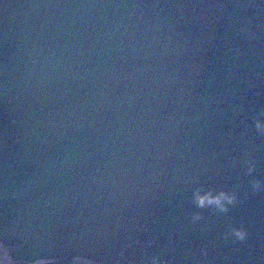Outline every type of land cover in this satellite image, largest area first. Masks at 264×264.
<instances>
[{"label":"water","instance_id":"obj_1","mask_svg":"<svg viewBox=\"0 0 264 264\" xmlns=\"http://www.w3.org/2000/svg\"><path fill=\"white\" fill-rule=\"evenodd\" d=\"M261 111L262 0H0V242L13 264H264Z\"/></svg>","mask_w":264,"mask_h":264},{"label":"clouds","instance_id":"obj_2","mask_svg":"<svg viewBox=\"0 0 264 264\" xmlns=\"http://www.w3.org/2000/svg\"><path fill=\"white\" fill-rule=\"evenodd\" d=\"M264 2V0H262ZM255 129L258 133L264 134V111L257 114L254 119ZM255 169V164L250 162L247 167V173H251ZM252 193L255 194L261 190H264V184L260 181H252L251 183ZM237 193L235 191H220L218 194H201L200 190H196L193 196L194 203L198 207H205L208 205L215 206L221 211H226L229 205L235 204L237 202ZM230 235L236 241H245L248 239L249 233L244 227L232 228ZM0 264H13L11 257L8 255L7 249L4 247L3 243L0 242ZM36 264H53L49 260H39ZM73 264H92V262L85 256H76L73 259Z\"/></svg>","mask_w":264,"mask_h":264}]
</instances>
